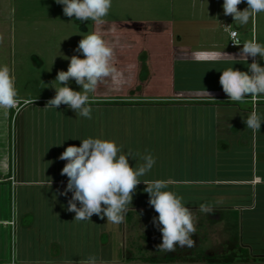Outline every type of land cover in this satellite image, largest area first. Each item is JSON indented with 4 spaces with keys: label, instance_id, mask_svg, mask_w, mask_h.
<instances>
[{
    "label": "rangeland",
    "instance_id": "rangeland-1",
    "mask_svg": "<svg viewBox=\"0 0 264 264\" xmlns=\"http://www.w3.org/2000/svg\"><path fill=\"white\" fill-rule=\"evenodd\" d=\"M222 3L223 0H112L105 23L97 25L93 21L80 22L65 16L62 6L55 0H0V66H7L12 72L19 96L50 98L55 95L53 86L57 72L67 70L69 60L65 58L77 54L74 49L83 36L99 32L110 43L119 38L122 46L115 48L113 63L122 72L123 83L113 85L106 80L90 96L95 94L93 99L96 101L120 97L169 102L103 104L101 108H92L91 119L77 116V125H82L84 130L101 127L110 134L118 128L124 129V144L117 143L116 138L108 140L115 141L123 153L131 154L129 164L134 168L143 163L141 157L147 154H151L158 164L175 160L178 154L174 152L179 148L186 149V157H194L195 154L188 156L187 153L196 148L193 144L196 138L184 136L186 132L173 131L177 129L175 125H181L180 131H183V125L188 124L183 117L187 114L196 116L199 112L196 104L176 102L197 97L172 88L175 76L172 62L177 55L174 50L180 46L210 48L214 44L212 48H229L228 30L224 25L238 30L243 42L255 39L264 45V12L250 19L247 25L240 26L233 24L231 15L223 14ZM246 6L241 3L238 9L243 10ZM256 59L259 61L258 56ZM259 62L264 65V61ZM70 86L79 90L74 81ZM210 112L214 113V110ZM235 112L225 113L233 115ZM221 124L226 123L221 121ZM188 142L190 145L186 146L184 143ZM223 144H227V140L220 142L222 152ZM174 162L156 165L141 179L167 182L166 190L175 192L192 210L196 227L192 237L194 247H178L168 253L156 251V246L162 242L161 233L153 227L151 220L158 214L148 204L149 197L144 192L146 185L141 182L128 206L133 211L131 218L124 219L119 225L106 223V217L101 219L95 214L91 221L74 220L75 214L66 210L67 198L64 196L57 202L41 201L48 218L60 222L59 233L55 236L59 238V244H68L61 255L94 257L95 264H264V256L253 255L257 249L262 252L263 243H248L247 238L251 235L242 231L238 241L234 239L235 228L232 229L229 216L232 213L227 210L234 203L228 202L227 196L222 198L225 201H215L210 195L198 193L200 189L212 190L202 188L203 184L195 180L201 175L200 171L176 168L178 164ZM187 165L181 163L180 167ZM224 165L220 166L223 169L219 170V178L240 176L229 172L228 165ZM245 175L241 173L242 177ZM201 203L211 206L214 212L222 210V216L201 213ZM253 213L257 223L264 221V202H260ZM254 230L260 231V228ZM261 237L264 240V233ZM243 247H248L246 253L241 250ZM167 255L173 257L166 259ZM230 255L234 256L229 258Z\"/></svg>",
    "mask_w": 264,
    "mask_h": 264
},
{
    "label": "crops",
    "instance_id": "crops-1",
    "mask_svg": "<svg viewBox=\"0 0 264 264\" xmlns=\"http://www.w3.org/2000/svg\"><path fill=\"white\" fill-rule=\"evenodd\" d=\"M228 36L230 41L229 33ZM243 43L241 38V45L236 48H212L216 44L201 49L177 47L174 50L177 55L172 62L175 75L173 90L188 93L197 97L196 99L227 100L228 97L219 83L221 72L231 67L247 71V65L227 56L219 61L196 62L192 53L216 51L238 58ZM251 62L252 58H249L248 63ZM94 95L90 96L91 100H94ZM50 98H25L18 95L15 109L0 111V264H87L89 257L78 258L64 253L61 255V251L68 244H59L61 242L55 236L59 233L60 222L48 218L49 214L43 212L44 204L41 201H61L58 190L62 191L67 182V177L61 175V169L66 162L58 157L66 147L80 146V140L89 137L116 138L117 143L121 144L125 141L124 129L118 128L117 132L111 134L101 127L95 130L82 129V125H77L79 119L75 111L63 104L56 110L44 108ZM183 104H196L199 112L196 116L187 114L183 117V121L188 122L183 125V131H180L181 125H175L177 129L173 131L178 134L186 132L184 136L196 138L193 143L196 148L187 153L188 156L195 155L186 157V149L179 148L174 152L178 154L175 160H166L164 163L160 161L159 164L155 161L152 169L156 165L176 161V168L200 171L201 175L195 180L200 182L198 184H203L202 188L209 187L212 190L200 189L198 193L210 195L215 201H222L227 196L228 202L234 203L227 210L230 213L236 211L239 215V228L242 227L239 232L251 235L247 238L248 243L251 241L258 245L261 242L264 247L261 237L264 233V221L257 223L253 213L259 203L264 202V125L254 132L247 129L242 120V116L246 117L247 113L253 112L264 118V97L247 98L238 104ZM102 105L98 103L90 106L96 109L103 107ZM236 109L239 110L238 113L235 112ZM230 110H234L235 114L225 113ZM221 121L226 124L222 126ZM224 139L227 144H223L222 152L220 142ZM62 141L64 142L58 145ZM184 144L190 145L189 142ZM181 163L188 165L180 167ZM224 164L228 165L229 172L238 173L240 176L219 178V170L223 169L220 166ZM241 173L246 175L242 177ZM187 179L192 178L180 180ZM222 187L225 189H219ZM27 217L29 220H26ZM256 228H260V231L254 230ZM263 249L262 252L257 249L253 255L264 256ZM251 253H254L252 248Z\"/></svg>",
    "mask_w": 264,
    "mask_h": 264
},
{
    "label": "clouds",
    "instance_id": "clouds-1",
    "mask_svg": "<svg viewBox=\"0 0 264 264\" xmlns=\"http://www.w3.org/2000/svg\"><path fill=\"white\" fill-rule=\"evenodd\" d=\"M55 2L62 6L65 16L74 17L80 22L93 21L97 25L105 23L104 18L112 7V0ZM241 3L247 5L243 10L238 9ZM222 9L225 16H232L233 24L245 26L250 19L264 12V0H223ZM229 26L231 25H224L225 28ZM231 35L234 37L236 33L232 32ZM117 46H122L119 38L110 43L99 32L83 36L74 49L77 54L65 58L69 60L67 70L57 72L54 80L56 85L53 86L55 95L47 101L44 108L56 110L63 104L75 111L77 116L91 119L90 94L106 80H110L113 85L123 83L122 72L113 63ZM192 56L196 62L219 61L227 56L247 65V71L231 67L221 72L219 83L227 100L242 102L247 98L264 97V65L259 62L264 61V45L255 39L242 44L238 58L216 51H195ZM249 58H252L251 63H248ZM72 81L79 87L78 91L70 86ZM17 103L15 78L7 66H0V111L15 109ZM242 120L246 128L254 132L264 125V118L255 112L242 116ZM80 141V146L70 145L58 157L66 162L61 175L67 177L66 185L62 191L58 190V195L67 198L66 210L75 214L74 220L91 221L95 214L101 219L106 217V223H123L136 187L143 182L146 185L144 192L149 197L148 204L158 214L151 220L153 227L161 233L162 242L156 246V251L168 253L174 252L178 247H194L192 237L196 234V227L192 210L175 192L166 190L167 182L141 179L155 164L151 154L142 156L143 163L134 168L129 164L131 154L123 153L115 141L92 137ZM199 211L211 214L213 208L201 203ZM87 264H95L94 257H89Z\"/></svg>",
    "mask_w": 264,
    "mask_h": 264
},
{
    "label": "trees",
    "instance_id": "trees-1",
    "mask_svg": "<svg viewBox=\"0 0 264 264\" xmlns=\"http://www.w3.org/2000/svg\"><path fill=\"white\" fill-rule=\"evenodd\" d=\"M91 105L92 104H107V105H142V104H156L157 102H163V103H168V101H163V100H144V99H126V98H113V99H108V100H104V101H96V100H91ZM173 101V100H172ZM176 102H180V103H212V102H217V103H227V104H238L239 102H231L229 100H216V101H213V100H209V99H179L177 100ZM260 102V101H259ZM132 209H128L127 210V213L125 215V219H130L131 218V215H132ZM214 212V210H213ZM211 213V215H218L220 214V216H222V211H219L218 212H214V213ZM232 215L230 218H232V222L230 223V225L232 226V229L235 228L234 230V239L236 241H238V237L240 236V232H239V215L236 211H231ZM245 247L241 248V250L246 253L245 251H248V250H244ZM234 255H230L229 258H232ZM173 256H166L165 258L166 259H171ZM227 258V257H226Z\"/></svg>",
    "mask_w": 264,
    "mask_h": 264
},
{
    "label": "built area",
    "instance_id": "built-area-1",
    "mask_svg": "<svg viewBox=\"0 0 264 264\" xmlns=\"http://www.w3.org/2000/svg\"><path fill=\"white\" fill-rule=\"evenodd\" d=\"M232 32H235V33H236V35H235L234 37L231 35ZM228 33H229V35H230L229 46H230L231 48H236V47H238L239 45L234 44V43L241 44V38H240V35H239L238 30H236V29H232V28H229V29H228ZM17 105H18V104H17Z\"/></svg>",
    "mask_w": 264,
    "mask_h": 264
}]
</instances>
